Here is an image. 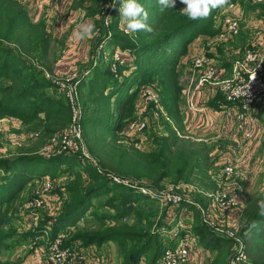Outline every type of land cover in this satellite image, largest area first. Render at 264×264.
I'll return each instance as SVG.
<instances>
[{
	"label": "trees",
	"instance_id": "trees-1",
	"mask_svg": "<svg viewBox=\"0 0 264 264\" xmlns=\"http://www.w3.org/2000/svg\"><path fill=\"white\" fill-rule=\"evenodd\" d=\"M98 1L77 0V4L83 5L89 14L98 16L100 14L99 5H96ZM240 1L246 4L245 0ZM139 2L149 12V23L153 28L151 33L126 34L118 22V17L108 20L106 25L102 16L95 18V25L99 28L101 36H98V39L106 36L107 45L103 53L100 52L97 58L98 63L80 79L78 91L79 98H81L80 88L97 82L95 86L99 92L107 96L103 99L104 104H108L110 98L116 104L112 110L106 105H98L90 109V113L98 110L106 113L104 118L98 120L103 132L109 133L108 139H105L103 132L99 138L103 140L100 144V152H103V155L98 164L103 172L99 173L93 164H84L81 168H84L87 177L83 178L88 183L84 186L69 185L71 197L64 207V212L47 225L50 227L51 236H55L61 230L67 232L64 238L65 245L78 244L90 247L92 244L105 240H115L120 244L122 252L119 264H140L142 257L147 258V264H157L164 246L168 244L164 245L159 239L155 233H159L158 230L149 232L145 229L146 227H143L142 222L139 225L138 221L132 224H111L98 231L68 228L69 226L72 228L80 226L78 219L89 207L100 202L99 197L110 191L119 190L117 195L107 198L103 204L115 210V213H112L115 219H119V215L130 211H136V216L140 214L141 210L133 205V201L158 199V196H150L113 181L108 173L119 172L117 174H120L130 171L136 177L146 176L150 180L146 182V185L162 189L165 178H171V181L175 183L180 180L188 181L194 177L195 171L199 168L198 159L202 163H207L204 148L183 150L178 147L181 138L178 137L170 123L163 120L162 125L165 126V132H154V147L150 149L151 151L141 153L143 161H137L140 166L136 168L137 172L133 171L134 168L125 167L129 165L123 161L125 154H134L135 151L132 152L130 148L122 146V143H117L116 139L119 135L116 132H121L126 127L124 118L136 106L135 97L139 84L147 81L155 89L159 87L156 90L159 92L163 106L168 115L180 125V122L182 123L180 106L183 103V88L176 73L178 58L185 50L186 43L194 36L214 30L211 24L217 11L214 10L207 19L190 21L183 15V8L178 7L179 0L174 9L164 11L160 10L157 0H139ZM256 2L259 14L264 16V0H256ZM111 4L113 5V2ZM119 5V3L114 4L109 11L114 12ZM108 30L109 34H106ZM51 40L52 34L43 19L32 20L26 7L18 0H0V75L6 76V81L0 82V117L6 115L19 117L23 122L30 123L29 126L33 129H39L38 126L42 125V132L45 136L48 134L50 136L63 128L70 120V107L64 93L59 95L45 93L46 88L57 89V86L45 76L43 68L37 66L48 58L51 52ZM116 47L127 50L129 53L130 58H125V63L114 59L112 52ZM113 62L116 63V72L111 70ZM123 70L127 73H123ZM117 74L121 75L118 77ZM101 75L102 78L99 80ZM105 80L107 82L111 80L114 83L113 87L105 90L103 83ZM91 93L92 91H87V94ZM115 109L118 111L117 114L114 112ZM81 123L83 127L84 124L96 122L92 116L83 114ZM110 140H113V145L108 148L106 144ZM118 151L119 154L115 155ZM67 156L69 154L64 152V154L51 158L33 155L0 158V171H2L0 173V251L11 249L14 246L8 241L13 236V232L2 229V226L9 220L5 206L34 179L41 178L46 173L57 174L55 171L52 172L53 162H64V160L68 162L70 158ZM70 157L72 161L79 162L76 156ZM68 169L72 170V166ZM81 171L83 170L80 169L79 176L82 174ZM260 200H264V189L246 198L243 205L237 209L243 219V224L239 229L243 254L235 264H264V217L258 215V201ZM179 204L190 203L182 200ZM190 206L196 209L193 204ZM167 210L168 208H166V213H169ZM105 217L112 216L101 214L99 219L103 220ZM193 221L199 222L197 217H194ZM253 223L257 225L255 228L252 227ZM193 230L199 234V242L203 247L215 251L209 264H230V259L237 250V243L234 239L223 233L213 234L203 223L194 224ZM180 232L184 233V230ZM29 234L31 233L26 234L25 237L27 238ZM0 264H12V262L0 259Z\"/></svg>",
	"mask_w": 264,
	"mask_h": 264
},
{
	"label": "rangeland",
	"instance_id": "rangeland-1",
	"mask_svg": "<svg viewBox=\"0 0 264 264\" xmlns=\"http://www.w3.org/2000/svg\"><path fill=\"white\" fill-rule=\"evenodd\" d=\"M75 1L76 2H74V7L76 4L85 10L83 5L77 4V0ZM229 1L238 2L240 0H234V1L229 0ZM112 2L113 0H99L98 1L96 5H99V8H100L99 17L101 18L102 16L103 18L105 13L102 12V9L106 7V12L109 13V16H108L109 20L112 18L115 19V17H118V22L120 23L121 28L123 29L124 32H126L124 21L121 19L119 15V11H118L120 5L117 6L114 12L111 13L109 11L111 6L114 7L111 4ZM118 3L120 4V0L115 1V5ZM245 3H246L244 4L245 9H248V10L255 9L256 14L259 15V7L256 5L257 3L256 0H250V1L245 0ZM178 7L183 8L184 5L179 2ZM226 13L227 12L218 13V10H217L214 17H217V19L219 18L218 21L221 22V24H223V17ZM262 17L264 18V16ZM242 20L243 18H240L238 20L239 28H238L237 34L242 31L241 33H243L244 36H246L249 30L247 29V26L244 23L246 22V19L244 18V22ZM221 24L218 23L217 26L220 27ZM255 31L257 33L262 32V30L258 27L255 29ZM97 32H98L97 34H99V28H97ZM242 38L245 39V37H242ZM242 38L241 40H243ZM106 43L107 41H102L101 46L97 43L96 49H95V51H97L96 52L97 54L95 55V58L91 61L90 71L92 67L98 63L97 58L100 55V52L103 53L104 48H106L105 47L107 45ZM109 47L111 48L112 46L110 45ZM115 51L116 49L114 50V52ZM114 52H112V54H114ZM122 62L125 63L126 59L122 58ZM82 66H84V64ZM115 66H116V63H115ZM115 66L112 67V69L110 68L113 72L114 71L116 72ZM106 67L107 65L105 66V68ZM84 68H88L87 64L84 66ZM183 68L184 67H182L179 64V59H178L176 73H177L178 81L181 84L182 88L188 85V79H189V77H185ZM45 71L47 70H44V73ZM124 72L126 73L125 70H123V73ZM121 74H117L118 77ZM63 77H65V75L61 76V78ZM101 78H102V75L98 79L101 80ZM4 81H6V76L0 75V82H4ZM15 83L17 85L19 84V82H15ZM103 83H104V87L106 88L105 90H108L109 87L112 88L114 85V83L111 80L108 82L105 80ZM95 84H97V82ZM95 84L92 83L86 87L80 88L81 98H79V101L81 105L82 115L84 114V116H89V117L92 116L94 122H96V123L84 124L82 127V132H83L85 144L89 150L88 152L90 155L93 156V159L98 164V161H100L101 156L103 155V152H100V144L103 143V140L99 138L102 132L104 131L103 128L98 124L99 122L98 120L100 118H104L106 116V113L100 112L99 110L96 112L90 113V109L98 105H101V106L106 105L109 109L112 110L115 107L114 105L116 104H114V100L111 98L108 100L109 101L108 104H104L103 99L107 98V96L103 93H100L98 88L95 86ZM55 85L57 86V89L56 88H49V89L46 88L44 92L45 93L49 92V94L53 93L55 95L62 94L63 90L57 84ZM145 85H150V84L147 83V81H144L143 83L139 84L140 92H141V89ZM152 88L154 90L156 89L158 90L159 87L156 89L154 87ZM157 90L156 92L159 94ZM87 91H92V93L87 94ZM139 93L136 95L135 99H138L140 101L139 103L136 104L132 112L129 113V115L124 118V126L127 125L128 121L133 120L137 117H144L146 119V125L141 130L135 131V132L127 131V129H125L124 126H123L124 127L123 131L116 132L119 135L118 138L116 139L117 143H120V144L122 143V146L130 148L132 152L135 151L134 154H129V153L125 154L123 161L124 163L129 164V165H125V167L134 168L135 170L133 171L137 172L136 168H140L137 161L138 162L143 161L141 153H144L145 151H151L150 149L154 147V141H153L154 132L159 131L161 133H164L165 126L162 125V121L167 120L170 123V125L176 130L178 137L181 138V140L179 141L180 144H178V147H181L183 150L184 149L189 150L190 148H195V149L204 148V153H205V156L207 157V163L205 162L202 163L198 159L199 168L195 171L194 175L192 174L194 177L189 179L188 181L183 182L182 180H180L178 183H175L174 181H171V178H165L163 180L164 186L162 187V189L164 188L170 189V187H172L173 191H176L181 195L185 194L186 196L191 198L193 201L200 202L202 210H198V209L196 210L191 206H188V207L186 206L187 207L186 209L187 211H186V210H183L182 208L184 207L183 204L178 203L179 204L178 206V204H174L172 202H163L159 198L153 199V200L143 199L140 201L139 200L133 201L134 202L133 205H135L141 210L140 214L136 216V211H132V212L130 211L127 214L119 215L120 216L119 219L118 218L115 219L113 218V214H112V213H115V210L103 204V201H105L107 198L118 194L119 190H115V191H110L107 194L105 193L101 197H99L100 202L93 205L92 207H89L88 210H86L84 214L78 219V224H80V226H77V227L73 226L72 229L74 230H76L77 228L93 229V231L94 230L98 231L111 224L113 225L118 224V223L119 224H126V223L132 224L135 221H138L139 225L141 224L140 222H142V224L144 225L143 227H146L145 229L149 232L151 230L155 232L156 229L160 227L161 230H159V233L158 232H155V233L158 235L159 239H161L164 245H166L170 243L172 244L176 243V239H171V235L173 233L172 228L177 220H180L183 223L182 224L183 229L181 230L182 231L184 230L185 233L187 232V229H186L187 227H184L185 220L183 219H186L189 221L190 220L189 218H192L194 220V217L195 218L197 217L199 222L196 223L195 221L191 220L190 222L192 226H194V224L203 223V225L208 230H210V232H212L213 234L223 233L215 229V226H218L223 230H227L231 228L232 225H228L227 224L228 222H226L227 218H230V219L235 218V222L242 225L243 219L238 211L229 209L226 207L220 208L217 204H215L214 206L213 205L209 206V204H212V202L210 203V201H207L208 200L207 196L203 194L202 192H199L196 189L197 187H199L204 192H208V191L213 190L212 188L218 185L219 181L217 179L218 178L217 175L222 173V168L224 167L225 164L228 163V162L220 163L221 161L220 155L223 152L220 146L223 147L224 142L220 138L215 137L214 135L209 134V133L203 136H197V135L188 133L184 129V126L182 128L181 122L179 125L178 123H176V121L171 116L168 115L166 108L163 106L162 102L161 104L165 110V115L167 117H165L164 115H159V114L157 116H154L153 108H151V106L153 105L149 104L148 102H145L142 97L138 96ZM32 95L35 96V94H32ZM182 98H183L182 102H184L183 94H182ZM82 102H83L84 112H83ZM258 104H259V110H257L255 114L258 116L260 123L264 125V100ZM181 110H182V106H180V112ZM114 112L115 114H117L118 111L115 109ZM29 124L23 122L19 117H16L13 115L11 116L6 115L3 117H0V158L13 157L15 155H33V156L51 158L52 156L55 157L60 154H64L65 152L66 154H69L67 158H70V160L68 162L66 160H64V162H60V161L53 162L52 165L54 168L52 172L55 171L57 174L53 175L52 173H46L42 175L41 178L34 179L29 184H26L24 188L16 194L14 199L5 206V210L9 214V220L2 226V229L8 230V231L11 230L13 232V236L9 238L8 241L10 243H13L14 246L11 249H7V250L2 249L0 251V259L6 262L9 261L12 263H13V260H15L14 264L18 262V258H20L21 256L19 255L14 256L13 251H15V248L18 247L19 245L24 244L25 240L29 239L28 242H31L32 247L37 246L38 249L40 246L44 245V240L40 237L39 235L40 233H38L37 230L38 229L40 230L43 226H47L48 224H51V222L59 214L64 212V209H65L64 207L71 197L69 185L75 184L77 186L78 185L84 186L88 183V181L84 180L83 178L85 177L86 179L87 174L85 173L84 168H81V167H83L84 164L86 165L93 164L95 167H97L92 162L93 159L91 161L89 158L80 156L77 153L72 154V152H67V151L63 152V151L58 150L57 147H53L49 153L45 152L44 145L47 142L49 134L46 136L43 134L42 125L38 126L39 129H33L29 126ZM103 133L105 134L104 136L105 139H108L109 133H105V132ZM106 145L108 148H110L113 145V140H110V142L107 143ZM108 148H107V151H108ZM105 153H108V152H105ZM70 154L76 156L79 159V162L76 160L72 161V157H70L72 155ZM118 154H119V151L115 153V155H118ZM71 166H72V170L68 169ZM80 169H82L83 171H81L82 174L79 176L78 174L80 173ZM0 173H2V171H0ZM117 173H113V174H117ZM45 175H47L53 180L52 181L53 185L51 187V190L48 192L49 197L47 200H44L41 203V205L31 208L28 206V201L32 196V191L34 187H37L41 184L43 176ZM117 175L126 177L128 179L137 181L138 183L145 184V185L147 181H150L146 176L140 175L139 177H136L135 175H132V172L130 171H127V173H120ZM258 179L259 178L255 179L254 185H252L250 193L247 195L246 198L258 192V189L255 187L256 186L255 184L258 183ZM185 183H187L188 185L187 187L184 186L186 185ZM176 185H179V186L177 187ZM166 208H168V210H171V209L172 210L169 211V213H166ZM193 209L195 210L194 212H193ZM179 211L181 212L179 213ZM101 214H105V215L110 214L112 217H105L102 220V219H99V216ZM225 215H228V216L225 217ZM28 217H30V220H28ZM203 217L208 218L209 220L205 222ZM42 224L44 225L41 228H39ZM192 231L196 234V237L200 239L199 234L194 230ZM28 233H31V234H29L27 239H25L26 238L25 235ZM35 235L39 236L37 240H34ZM32 241L33 242L35 241V242L33 243ZM200 245L193 247L190 250V253L188 254V256L184 260H182L179 264H209L210 261L214 257L215 251L212 249H209L208 251H206L205 248ZM92 246L95 248L94 250H96L97 252V255H94V258L85 260L84 257L82 258L75 257V261L70 264H119L121 260L122 252H121L120 244L117 243L115 240H105L104 242H101V243L92 244ZM24 250L25 249H23V251ZM72 251H75L74 244L72 245ZM146 260L147 258L142 257L139 263L147 264Z\"/></svg>",
	"mask_w": 264,
	"mask_h": 264
},
{
	"label": "crops",
	"instance_id": "crops-1",
	"mask_svg": "<svg viewBox=\"0 0 264 264\" xmlns=\"http://www.w3.org/2000/svg\"><path fill=\"white\" fill-rule=\"evenodd\" d=\"M18 1L26 7L28 15L32 20L43 19L52 34L51 52L48 58L38 66L55 76L67 75L71 71H75L79 75L88 74L91 68V61L97 54V51H95L97 43L106 41L107 39L106 36L98 39L100 33L97 34L95 18H99V15H91L85 11L86 9L84 10L76 4L74 7L75 0ZM234 3L235 5L231 8L226 6L223 9H218V13L232 12L239 19L243 18V22L245 18L246 22L244 23L249 30L248 34L244 36L241 31L236 35H223L224 24L218 21L219 18L214 17L211 24L214 30L199 33L194 36L186 43L185 50L178 58L179 64L184 67L185 77H189L188 83L191 78L196 77L195 72L190 67L192 59L196 56H205L206 60L217 67L218 75L225 76L230 73L233 59L241 55L245 45L252 44L257 49L264 50V18L260 14H256L255 9H245L242 2L238 1ZM218 23L221 24L220 27L217 26ZM85 25H93L94 28L88 38L81 39L79 34ZM257 27L262 32L257 33L255 31ZM106 34H109V31ZM242 37H245V39ZM116 50L124 59L130 58L126 50L119 47H116ZM83 64L84 66L87 64L88 68H84L82 66ZM193 85L194 82L192 83ZM139 92L140 89L138 87ZM138 96L141 97V92ZM221 99L222 93L217 85H203L196 88L193 95V102L197 108H188L184 98V102L181 105L182 123L188 133L197 136H203L209 133L224 142L223 147L220 146L223 150L220 155V163H232L236 168L232 180L233 185L231 187L235 188L237 198L242 206L243 201L250 193L252 185H254L255 179L259 178L255 187L258 190L264 189V125L260 123L258 116L255 114L256 123L253 129V136L250 140H246L241 133L236 131L233 117L227 116L224 113L221 107ZM139 101L135 99L136 104ZM257 110H259V106L255 107L254 113ZM190 205L191 203L184 205L182 207L183 210H186ZM210 205L214 206L213 203ZM171 210L167 211L169 212ZM189 219V221L183 219L185 220L184 227H187V230L190 228L193 230L190 222L192 218ZM28 220H30V217H28ZM233 220L235 218H227L226 222L230 225ZM28 241L29 239L25 240L24 244L19 245L13 251L14 256H21L18 258L16 264H44V259L37 246L32 247L31 242ZM198 243L200 244L199 239ZM23 249L25 250L23 251ZM94 249L93 246L82 247L81 245L75 244V250L81 252L85 260L94 258V255H97ZM14 261L12 264L15 263Z\"/></svg>",
	"mask_w": 264,
	"mask_h": 264
},
{
	"label": "built area",
	"instance_id": "built-area-1",
	"mask_svg": "<svg viewBox=\"0 0 264 264\" xmlns=\"http://www.w3.org/2000/svg\"><path fill=\"white\" fill-rule=\"evenodd\" d=\"M234 5V2L229 1V6L227 7L231 8ZM102 12L105 13L103 21L106 25L109 20V13L106 12V7L102 9ZM238 20L237 15L227 12L223 17L224 29L222 34L236 35L239 28ZM99 45L101 46L102 42ZM113 56L116 60L122 62L123 57L117 50ZM114 66L115 64L113 63ZM190 67L195 72L196 77L191 78L188 85L182 89L186 106L192 109L197 108L193 102L196 88L203 85H217L222 93L221 107L224 113L227 116L233 117L236 131L241 133L246 140H250L253 136V129L256 123L254 109L259 106L258 103L264 100V50L257 49L252 44L246 45L241 55L233 59L231 71L225 76H219L217 67L206 60L203 55L194 57L190 63ZM44 74L63 90L70 107V120L68 124L48 137L44 145V151L49 153L53 147H57L60 151L78 153L80 156L87 157L92 161L93 156L89 154V150L85 144L81 123L82 111L79 101L78 84L83 74L78 75L77 72L71 71L63 78L61 76L50 75L47 71ZM193 82L194 85L192 86ZM152 87L151 85H145L141 89V97L145 102L153 105L151 108H153L154 116L159 114L167 117L162 107L160 96ZM145 125L146 119L144 117H137L128 121L125 129L135 132L141 130ZM92 162L97 166V171L102 173L103 171L97 162L94 159ZM235 172L236 168L234 165L227 163L222 168V173L217 175L219 183L216 187L212 188L213 190L204 192L199 187L196 189L205 194L208 198L207 201H210V203L217 204L220 208L226 207L237 211L241 205L235 188L231 187ZM108 174L109 178L113 181L134 188L141 193L158 196L163 202L178 204L182 200H186L188 203L193 204L196 209L202 210L200 202L193 201L185 194L181 195L173 191L172 187L170 189H155L117 174ZM52 181L47 175L43 176L41 184L34 187L32 191V196L28 201L29 207L34 208L39 206L44 200L48 199V192L53 185ZM185 184L184 186L187 187V183ZM176 186L178 187L179 185ZM203 219L205 222L209 220L205 217ZM230 225H232L231 228L227 230H223L218 226H215V229L236 241L237 250L235 255L230 259V264H235L243 254V243L239 234V229L242 225L235 222V220ZM68 228L72 229V226ZM181 229H183L182 222L177 220L175 226L172 228L173 233L171 235V239H176V243L164 246L157 264H179L188 256L193 247L200 245L198 238L191 229H188L186 233L185 231L181 233ZM156 230L159 231L161 229L158 228ZM38 233H40V237L44 240V245L40 246L41 248L39 247L44 264H70L75 261V257H83L81 252L77 250L72 251V246L64 244V238L67 236V232L64 230L59 231L55 236H51L50 227L44 226L40 230L38 229ZM38 238V235L34 236V240ZM205 250L208 251L207 248Z\"/></svg>",
	"mask_w": 264,
	"mask_h": 264
},
{
	"label": "clouds",
	"instance_id": "clouds-1",
	"mask_svg": "<svg viewBox=\"0 0 264 264\" xmlns=\"http://www.w3.org/2000/svg\"><path fill=\"white\" fill-rule=\"evenodd\" d=\"M183 7V15L190 21L207 19L214 10L223 9L229 6V0H179ZM160 10L174 9L177 0H157ZM115 0H113V5ZM119 15L124 21L126 34L138 32L151 33L152 26L149 23V12L139 0H120ZM94 26L85 25L81 32L80 38L86 39L90 36ZM135 42V40H134ZM258 215L264 217V200L258 201ZM257 225L253 223L252 227Z\"/></svg>",
	"mask_w": 264,
	"mask_h": 264
}]
</instances>
